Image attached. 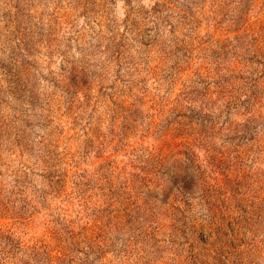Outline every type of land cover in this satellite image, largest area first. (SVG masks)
<instances>
[{
	"label": "rangeland",
	"instance_id": "obj_1",
	"mask_svg": "<svg viewBox=\"0 0 264 264\" xmlns=\"http://www.w3.org/2000/svg\"><path fill=\"white\" fill-rule=\"evenodd\" d=\"M0 264H264V0H0Z\"/></svg>",
	"mask_w": 264,
	"mask_h": 264
}]
</instances>
